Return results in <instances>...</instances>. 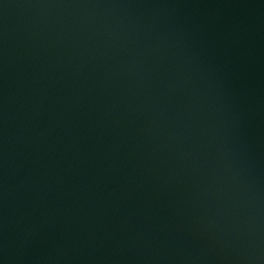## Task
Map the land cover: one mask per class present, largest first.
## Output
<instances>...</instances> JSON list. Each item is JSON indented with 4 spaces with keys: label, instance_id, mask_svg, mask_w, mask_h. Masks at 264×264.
<instances>
[{
    "label": "water",
    "instance_id": "obj_1",
    "mask_svg": "<svg viewBox=\"0 0 264 264\" xmlns=\"http://www.w3.org/2000/svg\"><path fill=\"white\" fill-rule=\"evenodd\" d=\"M0 264H264V0H10Z\"/></svg>",
    "mask_w": 264,
    "mask_h": 264
}]
</instances>
